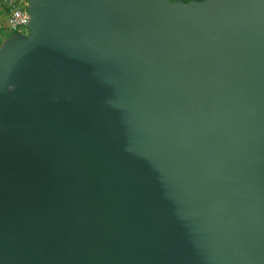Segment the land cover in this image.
I'll return each instance as SVG.
<instances>
[{
	"label": "water",
	"instance_id": "obj_1",
	"mask_svg": "<svg viewBox=\"0 0 264 264\" xmlns=\"http://www.w3.org/2000/svg\"><path fill=\"white\" fill-rule=\"evenodd\" d=\"M26 1L0 264H264V0Z\"/></svg>",
	"mask_w": 264,
	"mask_h": 264
},
{
	"label": "built area",
	"instance_id": "obj_2",
	"mask_svg": "<svg viewBox=\"0 0 264 264\" xmlns=\"http://www.w3.org/2000/svg\"><path fill=\"white\" fill-rule=\"evenodd\" d=\"M3 6L2 23L9 35L20 34L26 36L28 33L27 24L29 20L26 11V0H1ZM23 29L24 32L19 30Z\"/></svg>",
	"mask_w": 264,
	"mask_h": 264
},
{
	"label": "rangeland",
	"instance_id": "obj_3",
	"mask_svg": "<svg viewBox=\"0 0 264 264\" xmlns=\"http://www.w3.org/2000/svg\"><path fill=\"white\" fill-rule=\"evenodd\" d=\"M172 1H174V0H172ZM178 1H182V0H178ZM2 19H3V6L0 2V42L2 40H4L6 37L10 36L9 33L7 32V30L5 29L3 23H2ZM19 31L22 33L24 32L23 29H20Z\"/></svg>",
	"mask_w": 264,
	"mask_h": 264
},
{
	"label": "trees",
	"instance_id": "obj_4",
	"mask_svg": "<svg viewBox=\"0 0 264 264\" xmlns=\"http://www.w3.org/2000/svg\"><path fill=\"white\" fill-rule=\"evenodd\" d=\"M183 1V0H182ZM184 1H188V0H184ZM0 2H1V0H0Z\"/></svg>",
	"mask_w": 264,
	"mask_h": 264
}]
</instances>
